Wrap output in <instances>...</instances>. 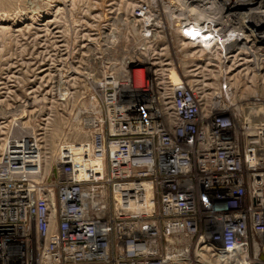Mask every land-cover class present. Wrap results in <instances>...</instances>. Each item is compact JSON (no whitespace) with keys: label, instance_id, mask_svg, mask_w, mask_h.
<instances>
[{"label":"built area","instance_id":"obj_1","mask_svg":"<svg viewBox=\"0 0 264 264\" xmlns=\"http://www.w3.org/2000/svg\"><path fill=\"white\" fill-rule=\"evenodd\" d=\"M180 31V56L51 63L43 124L0 143V264H264V98L212 19Z\"/></svg>","mask_w":264,"mask_h":264},{"label":"rangeland","instance_id":"obj_2","mask_svg":"<svg viewBox=\"0 0 264 264\" xmlns=\"http://www.w3.org/2000/svg\"><path fill=\"white\" fill-rule=\"evenodd\" d=\"M195 1L0 0V143L6 134L31 132L43 124L40 117L49 111V87L56 78L54 74L58 71L66 74L69 70L54 69L51 63L69 65L70 70L81 77L85 64L89 72L98 71V62L93 58L95 52L117 65L129 58L167 51L166 46L172 53L174 49L178 56L189 53L193 47L181 40V28L190 21L210 20L209 5L216 6L215 1L213 5L210 1L195 6ZM242 3L234 5L236 18H230L224 7L216 8L220 10L215 11L219 16L215 13L213 17L222 19L223 23L229 20L222 27L228 38L233 27L228 25L230 21L246 34L228 49L230 57L222 62V67L232 74L237 100L245 104L246 98L254 94L264 98V54L259 51L264 46V0ZM148 6L151 13L144 15ZM139 8L144 11L142 17L134 15ZM251 9L256 10L255 13ZM146 30L151 33L148 39L143 36ZM221 50L222 46L217 52L211 50L212 61L218 60ZM176 65L181 64L176 61ZM47 128L46 150L52 152L58 141L59 124L47 123Z\"/></svg>","mask_w":264,"mask_h":264},{"label":"bare ground","instance_id":"obj_3","mask_svg":"<svg viewBox=\"0 0 264 264\" xmlns=\"http://www.w3.org/2000/svg\"><path fill=\"white\" fill-rule=\"evenodd\" d=\"M188 2H190V1H192V0H187ZM212 2V5H213V2L215 3V7L214 6H211V5H209L210 7H209V13L208 14H211V15H209L210 16V19H212V22L214 21V23L217 25V26H219V27H224V26H226L227 24V22L229 21H225L226 23H223V22H221L220 20H222V19H220V20H218V19H216V18H214L213 16L215 15L216 16V12H220V10L219 11H216V8H218V9H223V7H224V9H227V13L226 14H228V16L230 17V18H232V16H235L234 14H236V12L234 11V8L236 7V6H234V5H236L237 4V2H239V1H241V2H243L242 3V5H245V4H249V2L250 1H253V0H197V1H195L194 3L196 4L195 6H201V5H204L205 3H208V2ZM155 7V6H154ZM238 7V6H237ZM167 8V7H166ZM189 8H191V7H189ZM193 8V7H192ZM205 8V7H204ZM194 9V8H193ZM178 10V9H177ZM185 10V9H184ZM187 10H188V8H187ZM251 10H253V9H251ZM143 9L142 8H139V11L138 12H135L134 13V15H136V16H138V15H141L144 11V15H145V13L147 12V13H151L150 11H151V8H150V6H148V9H145L143 12ZM179 11V10H178ZM193 11H195V9L193 10ZM197 11V10H196ZM196 11L194 12V13H196ZM216 11V12H215ZM254 11V10H253ZM252 11V12H253ZM256 11V10H255ZM255 11H254V13H255ZM181 12V11H180ZM250 12V11H249ZM258 12V11H257ZM156 13V12H155ZM193 13V14H194ZM216 13V14H215ZM241 13V12H240ZM214 14V15H213ZM225 14V15H226ZM250 14H251V12H250ZM253 14V13H252ZM258 14H260L259 12H258ZM143 15V16H144ZM151 15V14H150ZM195 15V14H194ZM218 15V14H217ZM223 16H224V14H222ZM239 15V14H238ZM155 16V15H154ZM199 16V15H198ZM219 16V15H218ZM220 16H221V14H220ZM139 17H142V15L141 16H139ZM144 17H148V16H144ZM201 17V16H200ZM151 18V17H150ZM199 18V17H198ZM197 18V19H198ZM226 18H227V16H226ZM235 18H236V16H235ZM240 18V17H239ZM250 18V17H249ZM148 19V18H147ZM152 19V18H151ZM201 19H202V17H201ZM208 19V18H207ZM206 19V20H207ZM229 19V18H228ZM154 20V19H153ZM203 20H205V19H203ZM209 20V19H208ZM243 20V19H242ZM260 20V19H259ZM148 21V20H147ZM196 21H198V20H196ZM153 22V21H152ZM151 22V23H152ZM255 22V21H254ZM233 23H234V21H230L229 22V26H233L232 27V29H230L229 31H231V34H230V38H227L226 36H225V38H224V42H223V45H224V47L226 48V49H230L231 48V46H233L234 45V43H236L237 42V40L238 41H240V40H242L243 38H245L244 36L246 35H244L243 34V32H242V29L240 28V30L238 29V26L237 27H235L234 25H233ZM237 23V22H236ZM239 23V22H238ZM242 23V22H241ZM241 23H239V24H241ZM147 24H148V22H147ZM245 25V24H244ZM240 26V25H239ZM230 27V28H231ZM241 27V26H240ZM151 28V27H150ZM246 28V27H245ZM229 29V28H228ZM239 30V31H237V33H236V30ZM248 29V28H247ZM251 30V29H250ZM235 31V32H234ZM224 31H222V33H223ZM248 34V33H247ZM250 34V33H249ZM223 36H224V34H223ZM249 37V36H248ZM253 37V36H252ZM221 38H222V36H221ZM223 39V38H222ZM247 40V39H246ZM242 42V41H241ZM240 45V44H239ZM247 45V44H246ZM251 45V44H250ZM245 46V45H244ZM247 47V46H246ZM259 47V46H258ZM237 49V48H236ZM246 49V48H245ZM252 49V48H251ZM240 50V49H239ZM253 51V50H252ZM259 51H262L261 53L262 54H264V46H262V48H260L259 49ZM246 52H248V51H246ZM251 52V51H250ZM239 53H241V52H239ZM259 54V53H258ZM257 64V63H256ZM256 66V65H255ZM258 68V67H257Z\"/></svg>","mask_w":264,"mask_h":264}]
</instances>
